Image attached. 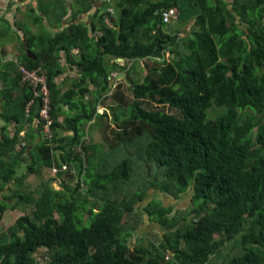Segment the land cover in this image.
<instances>
[{
  "label": "trees",
  "instance_id": "16d2710c",
  "mask_svg": "<svg viewBox=\"0 0 264 264\" xmlns=\"http://www.w3.org/2000/svg\"><path fill=\"white\" fill-rule=\"evenodd\" d=\"M94 1L80 6L82 11L61 30L34 37L40 46L35 60L25 55L20 60L45 75L50 146L40 137L43 123L35 119V107L25 117L32 96L20 85L19 73L0 92V221L11 224L0 233V264H40L34 259L39 250L49 255L42 264H205L235 237L241 253L230 264H264V0H121L117 24L106 25L108 14L94 10L99 25L91 24L89 34L83 24L73 23ZM169 8L177 11L170 22L180 31L188 29L186 36L163 33L159 13ZM72 49L79 51L80 81L76 94L70 90L60 99L77 113L58 124L54 57ZM105 57L123 59L124 65L114 62L108 69ZM138 61L147 71L136 83L129 70ZM115 70L126 74V84L120 81L111 93L109 77ZM85 83L96 89L95 98L118 100L110 107L114 133L111 125L110 135L104 134L109 152L144 139V161L162 169L165 180L158 191L190 195L189 218L180 225L170 217L172 208L157 200L146 206L150 219L165 230L158 246L127 244L132 231L123 220L143 196L135 192L128 201L119 199L130 177L129 158H112L111 164L109 156H100L93 162L96 155L89 151L97 147L82 141V122L98 116L93 102L82 101ZM212 108L222 110L214 119L208 116ZM59 125L71 137L61 140ZM29 160L27 173L16 179L19 163ZM52 166L58 169L59 190L50 186L54 177L41 179L42 169ZM31 175L40 183L27 191ZM96 194L107 199L99 202ZM19 206L25 214L11 221L7 211Z\"/></svg>",
  "mask_w": 264,
  "mask_h": 264
},
{
  "label": "rangeland",
  "instance_id": "374dc122",
  "mask_svg": "<svg viewBox=\"0 0 264 264\" xmlns=\"http://www.w3.org/2000/svg\"><path fill=\"white\" fill-rule=\"evenodd\" d=\"M30 1L24 3L25 5L26 4L27 5L21 11L15 12L14 9L11 8L10 13L0 15V18L1 17L3 18V21L0 20V42L4 41L6 42V44H10L13 41H15L17 43L18 42L20 43L22 40V34L25 37L28 34V32L32 33L34 30L38 31L39 27L45 28L47 24L50 23L52 25L55 22L56 17L62 14L63 12L62 8L65 9V14H64L65 16L69 14L68 11H70L69 15H71L74 13L81 12L82 9L80 6L85 7L88 2V0H57V1L30 0ZM100 1L102 0L94 1L93 5L95 4V6H97L95 8H97L103 14H106L108 11L112 12L114 16L112 17L110 23H115L116 25L120 17V10L117 9V4L120 3L121 0H109V1L104 0L105 6H103L102 4L103 2ZM144 1H150V0H144ZM107 7L109 8L106 9ZM228 8L230 9V7ZM10 17L14 19L10 20ZM66 21L67 19L62 22L66 24L65 23ZM94 23L99 25L98 21ZM168 24L169 25L163 27L162 29L163 33L166 32L165 30H167L169 33H179L180 35L179 37L186 36L188 29H186L185 31H180L182 27H180L178 23L170 22ZM240 29L244 30V26H240ZM165 59H170L169 53H166ZM146 63H149V61H146ZM144 71H147L145 63L143 61H138L131 66V69L129 70V77L134 81H136V83H139V81H141L143 77ZM123 83L126 84V81H123ZM127 95L129 94L127 93ZM129 96L131 97V94ZM130 101L131 98H127V102ZM130 109H131V105L129 104L126 107L128 113ZM104 111L108 112V110L104 109L103 107H99L98 109L99 114H102ZM165 111L174 114V111L171 109H165ZM221 111H222L221 109L212 108L209 111L208 116L209 118L214 119L217 116V114L220 113ZM125 113H126L125 111H121V110L118 111L119 115ZM96 121H98L99 126L96 125L95 120L93 121L94 123H91V125L88 128L90 132V138L86 139V143H92L97 147H99V145H102V148H100V150L103 151V154L108 155L110 157L109 162L111 164H114V162H112L113 160L112 158H114V160L117 162H120L125 158L130 159L131 168H130L129 181L127 182L126 185H124L125 187L122 189L121 194H119V199H122L123 202L128 201L131 199V195L135 194V192L136 193L140 192V196L141 197L143 196L142 200L134 205V210L128 215H126L123 220L125 226L128 229H131L132 231V236L128 237L127 244L130 246V248L134 247L135 246L134 244H138V246L142 245L143 247H148L149 244L155 243V246H158L159 239L163 235L162 232L163 228H161V225H159L154 218L150 219L147 212H145L146 206L150 202L157 200V196L159 195L166 196L163 197L161 201H156V202L163 203L165 201L166 205L172 208L170 217L174 216L176 224L180 225L182 223V219L187 216V215L185 216V214L189 212V210L192 207L191 203L188 201L190 195L187 194L186 196H181L177 198L171 195H165L164 193H160L157 188L160 186H164L165 184V180L163 179V175H162V169L158 168L155 163L144 161V156L142 155L141 152V147L143 145L144 139L138 140L136 142V145L128 146L126 148L127 150L126 149L124 150L123 148L119 149L113 155L109 152L108 143H105V141L102 138V134L103 133L105 134V131L108 133V135H110L109 134L110 130L108 129V127H106L105 129L104 127L107 124H110L111 120L108 118V116H106V117H98V120ZM21 135H23V133ZM97 158H95L93 162L97 161L98 160ZM41 175H42L41 176L42 181H48V182H50V180L53 179L54 177L52 173L49 171V168L47 171L45 169H42ZM57 180L55 176V182ZM39 183L40 181L38 179H34V176L32 175L28 176V179L25 181V184L28 186L26 190L34 191V188H37L39 186ZM53 185L54 184H52L51 186ZM95 198L97 199V201L100 202V200L107 199V196L102 194H96ZM172 201L174 203H172ZM23 210L25 209L19 206V208L15 210H10V212L7 211V213H9L10 220L12 221L18 216L24 215L25 213ZM10 225L11 224H9L8 221L7 222L0 221V233L6 230ZM167 254L170 255V252H168ZM48 257H49L48 253H46L44 250H39L34 255V259L40 264L46 262L48 260ZM167 258L168 256L165 257V259Z\"/></svg>",
  "mask_w": 264,
  "mask_h": 264
},
{
  "label": "crops",
  "instance_id": "0c3cea01",
  "mask_svg": "<svg viewBox=\"0 0 264 264\" xmlns=\"http://www.w3.org/2000/svg\"><path fill=\"white\" fill-rule=\"evenodd\" d=\"M150 1L153 3H159L163 0H150ZM100 2H103L102 4H103V6H105L104 0H102ZM24 3H26V2L19 3L18 0H0V15L10 13L11 8L14 9L15 12L21 11L27 5V4L25 5ZM95 7H97V6H95V4H94L93 8H95ZM108 8L109 7H107L106 9H108ZM62 9H63L62 14H60L58 17H56L55 22L52 25L50 23V24H47V26L45 28L39 27L38 31L34 30L32 33L28 32V34L25 36L28 39L27 42H26L23 34H22V40L20 43L19 42L17 43L15 41H13L10 44H6V42H4V41L0 42V92H2L3 90H6L7 86H8V80L17 75V73H18L17 68H18V65H22L20 60H22L23 55H25L28 59L35 60L34 59L36 57L35 54L39 50L40 46L38 44L36 45L35 40H33L34 37L39 36V35H42V36H46L49 34L52 35L55 32L61 30L63 27L70 24L71 17H73V15H75V13L69 15L70 11H68L69 14H67L65 16L64 15L65 9L64 8H62ZM94 10H97V8H95L93 10H89L87 13H83V14L78 15L73 24H83L84 27L87 29L88 33L91 34V32H90L91 24H93V28L98 27V25L96 23H94V22H96V19L92 18ZM107 14L109 16L104 18L105 24L109 25V26H113L114 23H110L112 17L114 16L112 14V12L108 11L106 14H103L102 12L99 11V15H107ZM69 16H71V17H69ZM12 19H14V18L10 17V20H12ZM57 19H59L60 23L57 22ZM66 19H67V21L65 22L66 24H64L62 21L66 20ZM0 20L3 21V18L1 17ZM172 22H174V21H172ZM165 31H167V30H165ZM98 34H99L98 31H96V32L92 33V36L97 37ZM169 34H173V33H169ZM28 51L32 55L31 58H29L27 56ZM78 57H79V51L76 49L70 50L68 52V54H65L63 52H59L58 56L54 57V63L57 64V69L59 70V73L56 75V77L53 80L54 89H55V92H57L58 99H59L58 111H57V115L55 118V121L58 124H60L61 121L63 119H65L66 117H69V116L77 113L76 110L72 109L68 105L67 99L65 102V101H62L60 98L63 96V94L65 92H68L70 90H73L75 94L77 93L76 88L79 85L80 72H79L78 68L76 67L75 63H76ZM114 62H118L117 59L114 60V59H111L109 57L104 58V65L107 66L108 69L112 68V64ZM119 63L121 66L124 65V61H121ZM129 67H130V64L128 63L126 65L127 70L129 69ZM118 73H121V72H118L117 70H115L114 72L111 73V75L109 77V80H110L109 85L111 87V93L114 92V89L120 84V81H122V83H123V81H125L126 74L124 72H122L125 74V76L121 79H117L116 75ZM127 83H129L128 79H127ZM20 85H21V83H20ZM82 89H86V91H87L86 93L83 94L82 101L87 102V103L93 102L95 105V112L98 115V116H95V118L91 119L90 121L82 122V124H81V130L83 132L82 141L86 142V139L90 138V132H89L88 128L91 125V123H94L93 121L95 120L96 125L99 126L98 121H96V120H98V117L108 116V118L111 120V123L107 124L104 127V129L109 125L110 126L112 125L111 130H112V128L113 129L115 128L113 118L111 117L112 113H111L110 107H114L115 105H117L118 100H115L109 96L106 100H105V96L95 98L94 95L96 94V89L94 87H92L91 85H87L86 83L82 86ZM76 100H77V98H74L73 101H76ZM1 102H2V99H0V103ZM99 107H103L104 109L108 110V112L104 111L102 114H99L98 113ZM117 108H118V106H117ZM2 125H3V122L0 126H2ZM56 131L58 132V137L61 140H62V138L66 139V138L71 137V134H72L71 132H69L68 130H66L65 128H63L61 126H60V129H56ZM112 132L114 133L113 130H112ZM102 138L106 143L104 133L102 134ZM93 146L97 147L94 144H93ZM98 149H99V147L92 148V150H90L89 152H94L96 155L95 158L100 157V156H102V158L108 156V155L103 154V151H98ZM20 163H22V162H20ZM20 163H19V165H20ZM43 169H45L46 171L48 170V168H43ZM70 172L74 173V168H72L70 170ZM42 175H43V172H42ZM57 181L56 182L52 181L51 185L54 184L55 186L53 185L52 188L59 190V188L57 187L59 182H57ZM34 189H36V188H34ZM163 197H166V196H163V195L157 196V201H161L163 199ZM166 201H168V200H166ZM172 203H174V202L172 201ZM161 204L163 205V207H169L166 205L165 201ZM240 253H241V247L239 246L238 237H235L231 241L225 242L223 244V246H221L218 251H216L214 254H212L209 257V259L207 260V262L205 264H230L232 257H234Z\"/></svg>",
  "mask_w": 264,
  "mask_h": 264
},
{
  "label": "built area",
  "instance_id": "2783aa9c",
  "mask_svg": "<svg viewBox=\"0 0 264 264\" xmlns=\"http://www.w3.org/2000/svg\"><path fill=\"white\" fill-rule=\"evenodd\" d=\"M175 17V13L173 10H167L162 12L161 14V22L163 25H168L171 20ZM22 83L25 84L32 95V100L29 101L28 108L32 107L34 103H36L37 107V116L42 121V134L45 138H50L49 125L51 123L49 117V92L46 87L45 77L43 72L39 67L28 70L25 67H18ZM27 108V111H28ZM65 165L61 166V170L65 169ZM51 172H55V169L52 168Z\"/></svg>",
  "mask_w": 264,
  "mask_h": 264
},
{
  "label": "clouds",
  "instance_id": "9594fccd",
  "mask_svg": "<svg viewBox=\"0 0 264 264\" xmlns=\"http://www.w3.org/2000/svg\"><path fill=\"white\" fill-rule=\"evenodd\" d=\"M167 10H173L174 11V13H175V16H176V14H177V11H176V9H174V8H169V9H166V10H161L160 11V18H161V14H162V12H164V11H167ZM165 56H166V54H165ZM20 66H22V67H24L23 65H18V67H20ZM37 68V67H36ZM17 70H18V68H17ZM18 73H19V70H18ZM19 75H20V73H19ZM43 75H44V73H43ZM44 77H45V75H44ZM20 80H21V76H20ZM45 81H46V79H45ZM21 84L22 85H24L27 89H28V87L25 85V84H23L22 83V80H21ZM46 87H47V85H46ZM47 90H48V88H47ZM28 91H29V89H28ZM49 92V91H48ZM29 93L31 94V92L29 91ZM32 96V95H31ZM49 99H50V97H49ZM30 100H32V98H30ZM29 100V101H30ZM29 101L26 103V105H25V109H24V113H25V117L26 118H29V116L31 115V110H32V108L33 107H35V119H37V120H39V121H41L40 119H39V117L37 116V107H36V103H34L33 105H32V107L30 108H28V103H29ZM27 108H28V111H27ZM49 111H50V105H49ZM50 117V116H49ZM50 121H51V118H50ZM50 131V130H49ZM23 133V135H21ZM20 135H21V137H23L24 136V131L23 132H21L20 133ZM51 136H52V133H51V131H50V138L49 139H47V138H45L44 136H43V134H42V128H41V134H40V137L44 140V141H46V144L48 145V146H50V141H51ZM30 161V160H29ZM27 162V161H26ZM23 163V162H22ZM31 163V162H30ZM21 165V164H20ZM52 168H54L55 169V172L53 173V172H51V169ZM57 168L56 167H54V166H52V167H50L49 168V171L52 173V175L54 176V179H53V181H55V174H56V172H57ZM61 170V169H60ZM65 170V169H64ZM16 171H17V169H16ZM27 173V172H26ZM25 173V174H26Z\"/></svg>",
  "mask_w": 264,
  "mask_h": 264
},
{
  "label": "water",
  "instance_id": "95a60500",
  "mask_svg": "<svg viewBox=\"0 0 264 264\" xmlns=\"http://www.w3.org/2000/svg\"><path fill=\"white\" fill-rule=\"evenodd\" d=\"M27 56L29 57V58H31L32 57V55H31V53L28 51L27 52ZM35 59V58H34ZM117 61L118 62H121V61H124L123 59H120V58H118L117 59ZM125 76V74L124 73H118L117 75H116V78L117 79H121V78H123ZM2 124V121L0 120V125ZM30 162L31 161H27V162H23V163H21V165L17 168V171H16V173H15V177H16V179H21V177L27 172V170H28V166H29V164H30ZM162 228V227H161ZM164 229L162 230V232L164 233Z\"/></svg>",
  "mask_w": 264,
  "mask_h": 264
}]
</instances>
